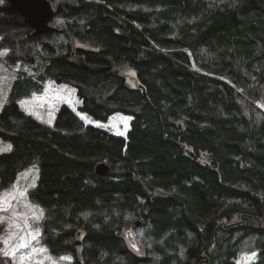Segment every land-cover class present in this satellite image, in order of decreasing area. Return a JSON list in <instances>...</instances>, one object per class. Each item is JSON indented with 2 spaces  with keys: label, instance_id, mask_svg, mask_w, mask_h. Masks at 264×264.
Listing matches in <instances>:
<instances>
[{
  "label": "trees",
  "instance_id": "1",
  "mask_svg": "<svg viewBox=\"0 0 264 264\" xmlns=\"http://www.w3.org/2000/svg\"><path fill=\"white\" fill-rule=\"evenodd\" d=\"M49 2L64 23L43 35L0 4V47L31 71L0 110L11 145L0 153V191L38 167L29 199L43 210L50 254L71 264H236L256 252L252 264H264V0ZM48 81L74 87L94 121L131 117L126 137L66 105L52 125L27 114L19 102Z\"/></svg>",
  "mask_w": 264,
  "mask_h": 264
},
{
  "label": "rangeland",
  "instance_id": "2",
  "mask_svg": "<svg viewBox=\"0 0 264 264\" xmlns=\"http://www.w3.org/2000/svg\"><path fill=\"white\" fill-rule=\"evenodd\" d=\"M3 1L4 0H0V4H2ZM63 23L64 22L62 19L55 18L53 19L51 25L54 28L60 29ZM54 39L63 41L65 40V37L63 35H58L55 36ZM75 46L78 47L80 44L75 42ZM4 50H7L6 53L4 55H0V102H2L0 110L6 103L12 82L19 76V74L26 73L31 75L30 67L28 65H25L23 61L18 59L15 61H10L8 59L9 50L0 47V52H3ZM132 73L135 72L130 69L123 72L127 84L132 88H136L139 86L138 81L136 74L132 75ZM43 88L44 89L41 94L33 93L30 97L24 98L19 102V106L22 110H24L27 114L32 115L39 121L52 125L59 109L63 105H66L71 108L85 124L101 128L115 136L126 137L127 132L130 130L131 117L129 116L117 113L113 115L107 122L103 123L94 121L87 115L80 112L79 107L81 102L77 97L76 89L70 85L57 84L53 81H48L45 83ZM49 120L51 123L48 122ZM120 133H123V135ZM9 145V143L3 142L0 139V153L9 152L11 150H8ZM38 173V167L36 165L31 166L25 171L21 172L18 175L16 181L9 188L0 191V196H7L9 193L15 194V198L10 199L11 206H3L8 208L7 211L3 210V207H0V217L10 218L15 223L20 225L19 228L13 227L10 232L8 219L0 222V250L5 249V239H9V250L15 248L18 244L23 243L24 240L29 239L28 228L25 227L24 223L26 220L32 231H35L36 228H39L40 235L38 240L31 241V247L21 248L17 253V256L20 254H24L26 256L31 251V248L46 249V253H37L31 264H39L40 261H43V264H50V261L55 262V264H71L73 262V257L71 255L53 256L50 254L48 249L42 244L41 241L40 225L43 218L39 221H36L32 218L33 212L39 214V211L41 210L29 199V192L37 184ZM20 192H25L26 195L21 197L18 194ZM13 212H15L17 215L14 216ZM133 233L136 234V238L141 237L140 230H135ZM78 239L82 240L83 235H80ZM79 251L80 248H78V252ZM251 253L253 252H244L239 254L236 264H252L256 260L257 254L254 260L247 261L246 258L250 256ZM0 264H19V261L14 260L11 256H4L2 252H0Z\"/></svg>",
  "mask_w": 264,
  "mask_h": 264
},
{
  "label": "water",
  "instance_id": "3",
  "mask_svg": "<svg viewBox=\"0 0 264 264\" xmlns=\"http://www.w3.org/2000/svg\"><path fill=\"white\" fill-rule=\"evenodd\" d=\"M11 9L19 14L26 25L32 30L34 35H43L53 31L51 23L54 19V10L49 0H5ZM109 166L100 163L96 166V174L103 176L109 172ZM80 244L79 241L76 242Z\"/></svg>",
  "mask_w": 264,
  "mask_h": 264
},
{
  "label": "snow or ice",
  "instance_id": "4",
  "mask_svg": "<svg viewBox=\"0 0 264 264\" xmlns=\"http://www.w3.org/2000/svg\"><path fill=\"white\" fill-rule=\"evenodd\" d=\"M7 50H4L3 52H0V55H4L6 53ZM132 75H135V73H132ZM0 106H2V102H0ZM49 123H51V121H48ZM121 135H123V133H120ZM11 149V146H8V150ZM34 186V185H33ZM21 197L25 196L26 193L25 192H20L18 193ZM11 198H15V194L13 193H9L7 194V196H0V207H3L4 205H8L9 207L10 205V199ZM3 210L7 211L8 208L7 207H3ZM13 215H17L15 212H13ZM32 218L36 221H39L43 218V210L39 211V214H36L35 212L32 213ZM5 219H8V223H9V231L11 232V229L13 227L19 228L20 225L15 223L13 220H11L10 218L7 217H0V222H3ZM25 227L28 228V236L29 239L24 240L23 243L18 244L15 248L9 250V239H5L4 243H5V249L0 250V252H2V254L4 256H11L14 260H18L19 264H31L32 260L34 259L35 255L37 253H46V249H37V248H31V251L25 256L24 254H20L19 256H17V253L19 252V250L21 248H29L31 247V241L32 240H38L39 238V228H36L35 231H32L31 228L28 226L27 221L25 220ZM11 238V237H10ZM133 247L135 248V245H133ZM256 256V253H251L250 256H248L246 258L247 261H251L254 260ZM47 258V257H46ZM61 259H68V258H61ZM39 264H43V261H40ZM50 264H55V262L50 261Z\"/></svg>",
  "mask_w": 264,
  "mask_h": 264
},
{
  "label": "bare ground",
  "instance_id": "5",
  "mask_svg": "<svg viewBox=\"0 0 264 264\" xmlns=\"http://www.w3.org/2000/svg\"><path fill=\"white\" fill-rule=\"evenodd\" d=\"M132 236V235H131Z\"/></svg>",
  "mask_w": 264,
  "mask_h": 264
}]
</instances>
